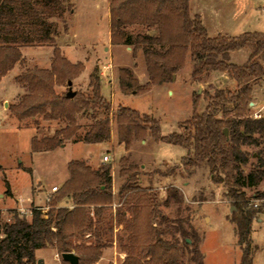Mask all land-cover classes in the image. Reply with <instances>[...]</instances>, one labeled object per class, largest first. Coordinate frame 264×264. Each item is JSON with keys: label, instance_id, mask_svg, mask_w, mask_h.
<instances>
[{"label": "trees", "instance_id": "1", "mask_svg": "<svg viewBox=\"0 0 264 264\" xmlns=\"http://www.w3.org/2000/svg\"><path fill=\"white\" fill-rule=\"evenodd\" d=\"M108 1L111 42L132 45L134 56L141 50L148 75V81L140 84L130 68L121 67L119 86L124 94H140L170 81L172 74L181 67V54L186 50L195 61L191 70L194 81L211 71H220L235 84L233 88L205 91L204 110L198 112L197 101L194 102L183 132L162 135L159 121L152 116L123 105L114 110L118 142L126 151L120 158L119 174L124 181L119 192L129 193V198L134 200L130 209L135 220L126 222L120 213V221L129 231L126 241L122 237L118 239L125 253L121 264H181V246L191 247V258L201 253L194 229L188 219L180 215L179 206L183 202L180 190L175 186L167 190L165 205L175 204L179 213L169 219L159 209L158 192L151 186L140 188L138 184V167L128 161L132 141L138 138L140 131L149 132L158 141L186 149L180 165L187 173L200 162H205L211 178L215 173H224L228 186L225 194L234 206L230 221L235 226L241 250L237 264H252L258 248L252 242V222L263 211L264 201L254 206L250 198L264 199V191L248 196L245 189L256 188L264 182V117H252L247 112L253 83L264 79V32L210 36L199 16L190 15V0ZM64 10L60 0H0V79L20 61L21 46H53L50 69L34 67L15 77L26 91L12 106L17 118L41 114L46 120L67 123L51 136H33L32 152L53 150L65 140L95 144L110 139L111 105L100 94L96 71L90 75V96L77 92L73 97H68L67 92L59 96L54 90L55 85H65L83 69L82 63L66 60L54 44L58 31L52 19H62ZM130 25L155 27L157 34L145 32L132 37L127 30ZM244 48L250 49L245 62L230 61L232 54ZM74 100L80 101L82 106L94 104L104 110L101 118L91 114L93 122L87 124L83 133L78 132L80 126L74 116L73 106H77ZM251 157L255 162L246 171L244 167ZM178 167L170 168L165 175L174 173ZM67 169L69 178L46 211L33 207L30 218H26L12 210L10 220L0 224V264H35L36 251L45 247L54 248L60 257L64 252H74L79 264H95L102 248L111 245L113 226L108 206L112 199L111 165L92 169L83 160L74 159L68 162ZM5 184L11 193L8 182ZM63 199L69 200L71 205L58 204ZM135 228L139 231H134ZM165 235L170 238H164ZM139 236L143 239L139 240ZM62 264L68 262L62 260Z\"/></svg>", "mask_w": 264, "mask_h": 264}, {"label": "rangeland", "instance_id": "2", "mask_svg": "<svg viewBox=\"0 0 264 264\" xmlns=\"http://www.w3.org/2000/svg\"><path fill=\"white\" fill-rule=\"evenodd\" d=\"M60 1L65 10L62 19H52L56 22L58 31L54 44L70 63L83 64L82 71L71 79L72 90L90 96V75L96 71L100 84V71L104 69V65L110 63L108 69H104L103 76L110 84L104 82L102 86L104 98L111 105L110 139L95 144L65 140L61 146L50 151H31L33 136H51L56 129L67 123L63 120H46L41 114L19 119L14 110L12 111V106L26 92L23 84L17 83L15 77L34 67L50 69L53 58L52 45L21 46L20 61L0 79V224L10 220L12 210L26 218H30L33 207L38 206L46 211L50 201L69 178L67 164L70 160H83L92 169L111 165V175L114 171V176L112 175V199L108 206L112 214V243L102 248L101 257L95 264H121L125 253L121 251L118 239L122 237L126 241L129 231L125 230L124 223L120 221V213L124 221L132 223L134 218L130 206L134 204V200L129 198V193L119 192L124 181V177L119 174L120 158L126 151L124 145L118 142L114 110L123 105L152 116L159 121L162 135L183 132V125L191 117L194 102L197 101L198 112L204 110L205 91L212 92L214 88L220 87L233 88L235 84L225 72L220 71H211L201 80L194 81L191 70L195 61L189 50H186L181 54V67L172 74L170 81L154 85L140 94H124L119 86L121 67L130 68L140 84L145 82L141 83L138 77L147 72L141 50L134 56L132 45L111 42L109 1ZM189 10L192 17L199 16L210 36L264 32V0H190ZM127 30L132 37L145 32L157 34L155 27L142 25H130ZM249 52V48L241 49L229 59L235 63H243ZM86 65L89 68L88 74L84 73ZM54 90L59 96L64 95L68 91L67 82L65 85H55ZM77 101L74 100L78 106H73L76 110L74 116L80 126L78 132L83 133L87 124L93 122L91 114L101 118L104 110H99L94 104L85 107ZM247 113L256 118L264 117V79L253 83ZM183 154L184 150L180 146L158 141L149 132L140 131L129 149L128 164L138 167L140 188L151 186L158 192L159 209L169 219L179 213L175 204L165 205L167 190L186 182L185 192L178 187L183 198L179 212L194 229L201 253L199 257L191 258V247L181 246V264H237L241 250L237 244L235 226L230 221L234 206L225 194L228 188L226 177L224 173H215L211 178L209 168L203 162L198 163L192 175H188L187 171L179 170ZM104 155L108 156V160H103ZM253 162L255 160L251 157L244 169L248 171ZM175 165L179 166L178 169L165 175ZM5 181L8 182L11 193H8ZM52 186H57V190L52 191ZM12 188L15 192H12ZM245 191L248 196L263 192L264 182ZM47 197L50 198L49 201ZM261 201L264 199L258 201L257 198H250L252 203ZM58 204L71 205V202L63 199ZM257 216L264 218V209ZM141 221L142 219L139 220ZM134 231L139 230L135 228ZM251 237L253 244L258 247L252 264H264V221L261 223L256 219L252 222ZM164 238L169 239L170 236L165 235ZM142 239L139 236V240ZM186 240L190 242V239ZM38 259H42L43 264H62L60 255L52 247L38 250L35 264Z\"/></svg>", "mask_w": 264, "mask_h": 264}, {"label": "crops", "instance_id": "3", "mask_svg": "<svg viewBox=\"0 0 264 264\" xmlns=\"http://www.w3.org/2000/svg\"><path fill=\"white\" fill-rule=\"evenodd\" d=\"M109 66H110V63L104 65L103 68H104V69H108ZM104 69H102V70L100 71V73H101V77H100V93H101V95H102L103 97H104V95H103V93H102V86H103V83L106 82V84H110L109 81H107V80H105V79L103 78V76L105 75V70H104ZM88 72H89V68H88L87 65H86L85 70H84V73H85V74H88ZM144 77H145V78H144ZM146 78H147V79H146ZM138 79H139V81H140L141 83H144V82L146 83V82L148 81V75H147V73H145L144 76H143V74H142L140 77H138ZM112 83H113V82H112ZM111 95H112V92H111ZM105 98H106V97H105ZM142 142H143V141H142ZM181 148H182V147H181ZM182 149L184 150V154H183L182 156H185L186 153H187V150L184 149V148H182ZM201 163H202V162H201ZM203 163H205V162H203ZM196 167H197V165H195V166L193 167V171H192L190 174L188 173V175H192V174L194 173ZM179 170H184V171H186L185 168L182 167V166H181V168H179ZM112 175L114 176V171H113ZM113 180H114V178H113ZM113 182H114V181H113ZM175 187H177V188L179 187V189H181L183 192H185V191H186V190H185V188H186V182L183 181V182H181L180 184H176ZM12 192H15L13 188H12ZM16 198L20 199L19 196H16ZM258 220L261 221V223H262V222L264 221L263 216H262V217H259ZM237 248H238V246H237ZM38 250H40V249H38ZM38 250L36 251V253L38 252ZM238 252H239V251H238ZM239 254H240V253H239ZM240 257H241V254H240Z\"/></svg>", "mask_w": 264, "mask_h": 264}, {"label": "water", "instance_id": "4", "mask_svg": "<svg viewBox=\"0 0 264 264\" xmlns=\"http://www.w3.org/2000/svg\"><path fill=\"white\" fill-rule=\"evenodd\" d=\"M67 85H68V91H67L66 95L68 97H73L75 94V91H73L71 88L72 81L69 80L67 82ZM223 132L225 135H227V129L226 128L223 129ZM61 258H62V260L68 262V264H79L78 256L76 254H74V252H64L61 254ZM37 264H43L42 259H38Z\"/></svg>", "mask_w": 264, "mask_h": 264}, {"label": "built area", "instance_id": "5", "mask_svg": "<svg viewBox=\"0 0 264 264\" xmlns=\"http://www.w3.org/2000/svg\"><path fill=\"white\" fill-rule=\"evenodd\" d=\"M103 160H108V156L107 155H104L103 156ZM52 191H55V190H57V186H52ZM50 200V198L49 197H47V201H49ZM258 201L260 200V199H257ZM256 201V200H255ZM254 206H256L257 205V203L256 202H254V204H253ZM21 211H23V210H21Z\"/></svg>", "mask_w": 264, "mask_h": 264}]
</instances>
